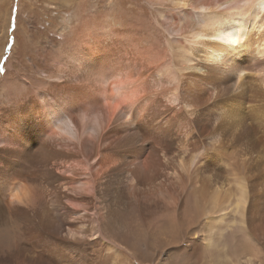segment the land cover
I'll return each mask as SVG.
<instances>
[{"label":"bare ground","instance_id":"6f19581e","mask_svg":"<svg viewBox=\"0 0 264 264\" xmlns=\"http://www.w3.org/2000/svg\"><path fill=\"white\" fill-rule=\"evenodd\" d=\"M147 3L155 25L169 35L165 42L130 6L127 15L136 16L128 21L113 3L102 13L100 7L84 15L79 10L71 34L43 53L56 64L50 70L38 65L46 77L37 83V98L23 101L21 132L17 118L14 129L12 121L0 119L9 130V140H0V212L25 219L29 244L42 248L33 257L13 244L0 255L12 264H87L90 245L103 236L89 233L90 218L96 233L130 249L176 244L173 237L185 224L184 243L175 246L185 250L177 249L164 264H200L202 248L219 243L220 230L235 216L242 229L263 240L264 215L251 190L249 156L225 142L209 144L199 133L216 121L212 115L204 121L203 111L231 77L240 94H246L239 80L247 68L258 73L256 84L264 81V0ZM121 49L129 54L126 61V55H116ZM26 79L24 94L33 83ZM259 96L264 87L254 99ZM237 101L222 105L218 130L227 123L253 145L247 119L258 109L261 125L264 106L254 103L247 113ZM202 218L207 228L196 230ZM167 221L170 235L161 224Z\"/></svg>","mask_w":264,"mask_h":264},{"label":"rangeland","instance_id":"374dc122","mask_svg":"<svg viewBox=\"0 0 264 264\" xmlns=\"http://www.w3.org/2000/svg\"><path fill=\"white\" fill-rule=\"evenodd\" d=\"M80 1H84L87 5H80ZM112 3L117 11L123 10L126 15L130 6L133 8L130 10L135 12L137 16L148 18L149 23L155 28V36L159 37L162 43L165 42L166 38L169 36L164 29L158 28V26L155 25L154 17L151 13L152 7L149 3L146 4V0H138L137 2H133L132 0H0V119L12 121L11 123H13L12 127L14 129L15 126H13L14 121L12 117L17 118L18 125H16L17 127L15 129L21 132L22 120L19 119L22 114H27L25 112L27 107L26 103H24L25 99L28 97L35 98L40 93L37 83L40 78L46 77L44 69L39 68L38 65L43 63L45 67L50 70V68L54 67L56 64L54 57L50 59L44 56L43 53H45L49 47L55 50L56 47H59L61 42H64L66 35L68 36L71 34L72 29L76 26V23L72 21L76 12L80 10L82 15L89 14L91 12L93 13L96 7L97 10L100 7L98 11L102 13L105 11V7L113 5ZM132 14L133 13L129 16L127 15V21L131 16H136ZM100 15L101 17L103 16L102 14ZM52 54L55 55V53ZM118 54L121 57L126 55L127 58L122 57L125 61L128 59L129 54H126L124 50L121 49L116 55ZM27 65L30 68L28 72L26 70ZM256 71H258V69ZM27 77H30L33 82L32 89L29 93L27 92V94H24ZM241 77L239 81L243 80L245 82L242 81L244 84H242V87H245L246 94H240V89L234 87V82L236 83L235 76L231 77V79H233H229L230 81L226 79L229 81L227 84L228 87L226 86V89L221 90L222 92H219L220 94L217 95L218 97H216L214 93L213 100L211 101L214 103L210 102L211 107L203 111V115H205V118L203 117L204 121H208L206 115H212L213 118H216V121L214 120L212 124L208 122L206 131L199 133V136L203 141H207L209 144L213 143L219 145L221 142H225L229 148L234 150L237 154H247L249 156L248 158H250V160H247V166L250 168L249 176L252 185L251 190L252 193L255 194L254 199L258 202L257 206L260 208L261 205L264 215V119L259 121L262 123L261 125H257L255 111L258 109L254 110L253 116L251 115L250 118L247 119L249 129L252 131V140L253 142L256 141L254 143L256 145H252L251 140H240L241 138L239 136L237 138L236 133L238 132L236 131V127H226L227 123L221 128H224L226 132L223 131L220 133L218 130L220 128L219 123L223 120L222 116H224L221 107L222 105H226L225 103H235L236 100H238L237 102H240L239 104L242 105H240L241 108L239 105H236L235 111L240 108V110L242 109L243 112L246 111L247 113L255 108L250 106L254 103L255 105L260 103L259 105L264 106L263 96H259L258 100L254 99L256 91L259 92L260 88L264 87V81L261 80L262 83L257 79L256 84V81L252 80L254 77H259L258 73L253 71L252 68H247L245 71H242ZM245 79L246 81L248 80V82H246ZM223 83L225 82L223 81L221 83L222 86H224ZM259 85L262 86L260 87ZM243 104L247 106V109ZM248 108H250V110ZM213 111L214 114L218 115L214 117ZM94 112H97V115L101 117L98 108L95 109ZM67 118H69V116H67ZM68 120L70 128L76 130L74 119L70 117ZM215 130H218V132H215ZM8 132L9 130L5 127V124L0 123V140H9ZM73 139L74 137H71V141H77ZM202 153H204L203 150ZM244 157L246 156L244 155ZM91 161H94V159ZM226 175L227 174L224 176ZM234 218L235 220H230L232 223L229 221L231 224L228 222V224H230L229 226L226 223V225L223 226L224 228L220 230L222 233L218 235V240L221 239V241H219V243L217 241L218 245L216 244L211 248H202L201 255L199 256L200 264H234L236 262H240L241 264H264V238L263 240H256L254 236L248 234V232L241 228L239 217L235 216ZM236 218H238V221ZM203 219L204 218L194 225L197 227H195L196 230H205L207 228L205 224L206 220ZM24 221L25 219L23 218L15 215L12 217V215L10 216V214L6 212H0V255L13 244H18L19 251L22 252L23 250L25 254H30V256L33 257L42 249L29 244L28 236L24 235L26 224ZM87 221L89 222L88 231L90 234H93L95 238L103 235L90 245L93 255L91 258L87 259V264H164V260L171 255L174 256L177 249L185 250L184 246L175 247L177 243H184V237L187 235L185 224H181V230L179 228V231L176 233L177 235L175 234L173 237L177 240L176 244L169 243L164 246L148 244L147 247L142 244L136 249H130L123 243L109 239L108 234L105 232L96 233L95 229H93L96 224L92 218L89 220L87 219ZM161 224L167 230L166 233L169 232L167 234L170 235V231L172 230L170 222H162ZM182 225H184V228H182ZM136 255L140 258H137ZM143 256L146 257V259H141ZM194 261L195 260H193L191 264H195ZM66 263L69 262L65 260L61 262V264ZM0 264H12V261L10 257H0Z\"/></svg>","mask_w":264,"mask_h":264}]
</instances>
